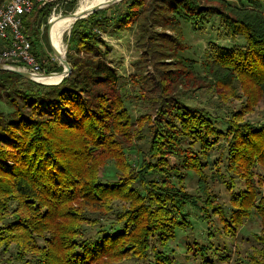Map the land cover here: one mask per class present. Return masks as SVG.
<instances>
[{
    "label": "rangeland",
    "instance_id": "1",
    "mask_svg": "<svg viewBox=\"0 0 264 264\" xmlns=\"http://www.w3.org/2000/svg\"><path fill=\"white\" fill-rule=\"evenodd\" d=\"M106 1L102 0L100 4ZM150 1L162 3V0ZM192 1L191 8L174 2L179 12L176 19L181 41L185 46L175 58L165 57V45L170 44L171 37L174 41L177 36L165 25L150 24L144 34H140L135 23L131 29H118V22L129 11L131 0L117 1L100 9L101 13L96 16L100 25L92 32L94 38L104 44L98 46L107 52L106 61L118 76L120 119L128 133V136L110 133L108 141L114 146L108 150L115 151L120 165L112 158L105 159L98 171V180L108 185L125 182L130 191L118 185L122 192H127L124 198L115 197L118 190L113 187V191L105 192L109 196L99 198L103 205L99 212L84 209L83 221L78 231L75 229V242L82 244L88 238H101L107 230L112 233L123 229L128 221L125 215H133L137 208L150 215L165 210L167 217L156 216V221L150 220L144 226L147 248L143 254L129 252L112 264H264V220L254 206L264 201V162H254L248 177L230 169L233 127L256 129L264 123V95L254 93L248 98L239 84L231 91L218 88L208 83V75L201 69L205 50L211 49L212 45L244 47L245 39L240 35L232 38L224 20L235 21L256 10L264 14V0ZM79 2L46 0L35 6H45L46 12L39 31L30 36L45 73L61 72L58 71L61 64L49 43L51 28L64 18V14L75 11ZM49 20H52V26L48 39ZM71 31L70 26L63 35L61 53L82 57L83 53H75L77 44L73 42ZM147 36H151L148 38L151 40H147ZM179 56L193 63L195 79L200 78L205 86H194L186 81L185 68L178 66ZM165 71L172 73L165 75ZM164 90L171 92L172 97L181 94L177 95L174 104H165ZM184 105L202 120L206 119L209 128H198V133H203L201 139L194 131L190 135H181L179 152L166 155L164 161L158 160L155 156L158 135L155 132L160 129V121L164 119L165 127L170 122L180 130L174 113H179ZM0 106L7 111L2 103ZM171 107L174 111L167 112ZM203 141L207 143L206 147ZM125 166L128 167L126 171ZM249 184L254 205L252 202L251 206L244 207L250 200L240 204L239 195ZM3 191L0 192V264H36L47 234L33 235L27 248L17 245L9 229L21 215L18 196L3 194ZM163 194L171 199L158 201ZM78 207L71 204V208ZM124 243L127 241L120 242L121 245Z\"/></svg>",
    "mask_w": 264,
    "mask_h": 264
},
{
    "label": "trees",
    "instance_id": "2",
    "mask_svg": "<svg viewBox=\"0 0 264 264\" xmlns=\"http://www.w3.org/2000/svg\"><path fill=\"white\" fill-rule=\"evenodd\" d=\"M5 2L0 0V7ZM174 2L184 8L193 5L191 0H162L161 4L131 0L129 11L118 22V29H131L135 23L140 34H144L150 24L165 25L177 33L176 40L171 37L170 44L165 45V57H178V51L185 46L181 41L176 19L179 12ZM44 7H36L23 19L24 32L31 41L34 54L30 36L37 34L45 20ZM100 13V10L95 11L72 25L73 42L77 44L75 53L81 52L84 56L66 55L71 71L60 83L39 84L11 71L0 70V104L7 108L4 111L0 106V192L7 190L3 194L18 196L21 215L9 229L17 245L27 248L33 235L46 232L45 247L40 250L36 264H112L129 252L143 254L147 248L144 226L150 220L156 221L157 217H166L165 210L150 215L137 208L133 215H125L128 221L117 232L107 230L101 238H88L82 244L74 239L75 229L78 231L83 221L84 209L99 212L103 206L99 198L109 196L105 192L113 187L118 190L115 197L124 198L127 192H122L118 185L130 191L125 182L108 185L98 180V171L105 159L112 158L120 165L115 151L108 150L114 146L108 141L110 133L128 136L120 119L118 76L106 61L107 52L98 46L104 44L94 38L92 32L100 25L96 17ZM65 20L61 19L56 28ZM224 21L232 38L240 35L246 43L238 48L212 45L211 49L205 50L201 69L208 75V83L229 91L239 84L248 98L254 93L264 95V14L260 10L250 11L238 20L226 18ZM146 38L151 40L148 38L152 37ZM177 60L179 69L185 68L187 82L194 86L206 85L200 78L195 79L191 61L183 57ZM61 70L62 66L58 71ZM171 73L165 71V75ZM170 93L164 90L165 104H174L177 95L181 94L172 97ZM172 110L173 107L167 112ZM180 110L174 113L180 130L170 122L165 127L162 119L159 131L155 132L158 135L155 141L158 160L162 158L164 161L166 155L179 152L178 138L181 135H190L193 131L199 134V127L203 130L209 128L206 119L202 120L195 111L185 105ZM202 135L199 134L200 139ZM203 145L206 147L207 143L203 141ZM232 147L230 169L237 175L248 177L254 162H264V123L256 129L234 126ZM127 168L125 166L124 170ZM110 195L114 196L113 193ZM253 196L249 184L239 195V203L250 200L244 207L251 206L252 202L254 205ZM163 198L165 194L157 200ZM72 203L79 207L71 208ZM254 206L264 220V201ZM125 241L127 244H120Z\"/></svg>",
    "mask_w": 264,
    "mask_h": 264
},
{
    "label": "built area",
    "instance_id": "3",
    "mask_svg": "<svg viewBox=\"0 0 264 264\" xmlns=\"http://www.w3.org/2000/svg\"><path fill=\"white\" fill-rule=\"evenodd\" d=\"M46 0H6L0 7V62L10 61L34 76L44 75L45 70L32 51V44L24 32L23 19L38 3ZM20 63V64H16ZM5 64V63H4Z\"/></svg>",
    "mask_w": 264,
    "mask_h": 264
},
{
    "label": "water",
    "instance_id": "4",
    "mask_svg": "<svg viewBox=\"0 0 264 264\" xmlns=\"http://www.w3.org/2000/svg\"><path fill=\"white\" fill-rule=\"evenodd\" d=\"M117 1H120V0H107L105 3L97 4L87 11H83V12H79V13H76V11H72V12H69L67 14H64L63 16L68 15V16L73 17V19H74V21L72 23V25H73L77 20L82 19V18H86L91 13L98 11L102 8L108 7ZM51 23H52V20H49L47 23V35L49 34V29H50ZM72 25H71V27H72ZM51 49H52L54 56L59 60L61 66H62V70H61L62 77L57 83L44 84V83L40 82V84L56 85V84L60 83L62 81V79L64 77H66L71 71V68H70V65L67 61L65 52L63 54H61L58 50L54 49L53 47H51ZM0 70L11 71L13 73H16V74L26 78V79L33 81L32 75L29 72L20 68L18 65L4 64V63L0 62ZM49 73H47V74H49ZM47 74H44V75H47Z\"/></svg>",
    "mask_w": 264,
    "mask_h": 264
},
{
    "label": "bare ground",
    "instance_id": "5",
    "mask_svg": "<svg viewBox=\"0 0 264 264\" xmlns=\"http://www.w3.org/2000/svg\"><path fill=\"white\" fill-rule=\"evenodd\" d=\"M102 2V0H80L78 7L76 8V13L79 12H83V11H87L90 8H92L93 6L100 4ZM63 19H66L54 32V29L57 26V22L52 26L51 23V31H50V46L53 47L54 49L58 50L61 53V43H62V39H63V35L64 33L70 28V26L72 25L74 19L71 16H66ZM54 32L53 38H52V34ZM51 38H52V42H51ZM48 39H49V35H48ZM62 54V53H61ZM62 75L61 72L58 73H49L47 75H37L34 76V79H36L39 82H48V83H44V84H49V83H57L60 79H61Z\"/></svg>",
    "mask_w": 264,
    "mask_h": 264
}]
</instances>
